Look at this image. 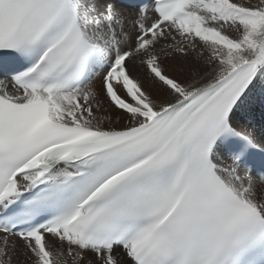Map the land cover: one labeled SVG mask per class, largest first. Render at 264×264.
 I'll use <instances>...</instances> for the list:
<instances>
[{
	"label": "snow or ice",
	"instance_id": "1",
	"mask_svg": "<svg viewBox=\"0 0 264 264\" xmlns=\"http://www.w3.org/2000/svg\"><path fill=\"white\" fill-rule=\"evenodd\" d=\"M0 264H264V0H0Z\"/></svg>",
	"mask_w": 264,
	"mask_h": 264
},
{
	"label": "bare ground",
	"instance_id": "2",
	"mask_svg": "<svg viewBox=\"0 0 264 264\" xmlns=\"http://www.w3.org/2000/svg\"><path fill=\"white\" fill-rule=\"evenodd\" d=\"M169 71H170L171 74L176 75V73L172 70L171 67L169 68ZM145 87H146V88H149V84H148L147 82H145ZM104 106H105V107H109V105H108V101H106V102L104 103ZM111 111H112V114H113V115H116V114H117L116 110L112 109Z\"/></svg>",
	"mask_w": 264,
	"mask_h": 264
},
{
	"label": "rangeland",
	"instance_id": "3",
	"mask_svg": "<svg viewBox=\"0 0 264 264\" xmlns=\"http://www.w3.org/2000/svg\"><path fill=\"white\" fill-rule=\"evenodd\" d=\"M95 84H96L97 87H99V81H98V80L95 82ZM101 99H104V98L101 96ZM106 101H107V100L104 99V103H105Z\"/></svg>",
	"mask_w": 264,
	"mask_h": 264
}]
</instances>
